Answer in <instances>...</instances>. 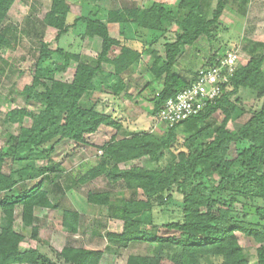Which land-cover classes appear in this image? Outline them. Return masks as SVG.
<instances>
[{"label":"trees","instance_id":"obj_1","mask_svg":"<svg viewBox=\"0 0 264 264\" xmlns=\"http://www.w3.org/2000/svg\"><path fill=\"white\" fill-rule=\"evenodd\" d=\"M14 1L0 0V58L2 51L12 46L10 29L1 26ZM212 1L177 0L174 5L155 1L142 9L124 5L109 12L111 22L134 23L156 31L166 30L169 25L179 29L174 41L164 43L165 56L153 52L148 69L153 80L147 86L163 81L161 89L154 92L153 115L167 99L194 82L196 71L188 78L178 73L175 65L185 42L193 44L202 36L217 37L227 0H217L212 18H208L206 6ZM69 11L66 0H52L43 23L58 29L60 37L71 27L66 22ZM94 16H82L73 25L83 21L84 38L100 43L96 63L84 62L70 50L59 49L54 55L41 40L32 82L22 90L25 104L7 112V121L17 124L19 132L0 146V164L11 159L9 171L0 166V208L5 220L0 232V264H51L37 248L21 249L25 236L15 229V219L19 212L35 235V208L61 207L60 200L50 198L52 189L58 188L55 181L64 171L53 159L56 143L66 139L86 145V136L102 125L125 131L120 122L96 110L95 105L85 104V100L103 76H123L137 64L143 54L150 52V44L143 50L122 46L119 53L113 54L120 42L110 34L108 23ZM242 45L251 52L248 62L236 70L230 88H224L199 114L168 127L164 136L151 132L113 136L99 148V163L79 178L86 183L102 175L109 182L122 181L129 191L117 203L108 191L89 192L87 196L89 203L106 207L109 218L123 222L121 232H108L107 237L121 243L142 240L154 244L150 254L130 255L127 264H207L209 257L217 258L218 264H264V52L248 40ZM220 55L210 56L202 66ZM74 63L71 79L63 78ZM104 64L114 68L112 74L103 73ZM241 88L254 91L261 103L237 129H230L228 124L235 115L248 112L239 110L234 101ZM217 112L223 114L220 123L212 121ZM180 127L190 133V138L185 140L186 149L173 152ZM52 141L55 145L46 152ZM145 158L157 166L147 168L134 163ZM163 158L165 164L161 166ZM38 161L44 163L37 165ZM25 179L34 184L14 193L16 185ZM174 190L183 196L182 220L166 223L164 228L170 232L166 235L157 229H144L153 225L154 206L172 200ZM80 221L78 210L63 209L62 223L72 232L79 230ZM241 237L251 240L252 252L243 247ZM59 254L69 264H100L104 252L65 244Z\"/></svg>","mask_w":264,"mask_h":264},{"label":"rangeland","instance_id":"obj_2","mask_svg":"<svg viewBox=\"0 0 264 264\" xmlns=\"http://www.w3.org/2000/svg\"><path fill=\"white\" fill-rule=\"evenodd\" d=\"M70 5L67 16V24L70 29L67 33L58 37V29L47 26L43 19L50 9L52 0H15L8 9L6 18L1 28L10 29V41L12 46L2 51L0 58V146H5L10 135H17L19 126L7 121V112L25 104L23 88L31 84L35 70L37 52H39L41 40L48 44L49 49L56 55L57 50L62 49L78 53L80 59L91 64L96 63V54L99 50L98 41L91 42L84 38L86 23L83 21L75 23L76 19L94 15L108 23L110 34L119 40L120 45L115 47L113 54L119 53L122 46L143 50L146 44H150V52L141 58L136 73L143 76L129 81L127 86L120 82L119 77L109 78L103 76L101 83H96V88L91 92L85 104L95 105L99 112L110 115L116 122L129 128L125 131H115L112 127L102 125L95 134L87 135L86 145L62 140L58 143L52 141L46 152L50 151L51 145H55L52 152L54 161H57L58 168L64 170L59 177L58 188L52 189L50 198L54 201L60 200L59 209H47L42 207L35 208L37 220L35 224L38 231L34 235L32 226L26 225L17 212L15 219V229L25 236L21 243V249L37 248L42 254L46 255L51 264H69L60 256L59 251L65 245L83 246L92 249H99L104 252L100 264H127L130 255L150 254L154 244L148 241H132L121 243L107 237L108 232H121L123 222L108 217V209L104 206L91 204L87 201L89 192H111L112 201L117 203L129 195L123 182H109L100 175L86 183L80 181V177L86 174L91 168L99 163L100 147L111 140L113 136H122L125 133L134 134L140 132H151L157 136H164L168 126L158 121L154 114L153 96L154 92L162 87V79L144 86L148 81L151 83L153 76L148 70L153 61V52L161 53L165 56L164 43L174 41L177 37V25H169L166 30L156 31L143 29L134 23L111 22L109 12L119 6L135 5L145 8L155 1H162L167 4H176L177 0H66ZM217 0H213L206 6L208 18H212ZM247 0H227V5L220 18V26L216 38L209 39L206 36L200 37L195 43L185 42L178 57L175 69L178 73L193 77L195 71L199 69L210 56L222 54L228 50L239 48L241 54V65L245 64L247 54L242 49V44L250 35L251 27L254 29L253 35L262 39L263 26L257 25V20L252 16V7ZM258 5V4H257ZM255 8L256 6L253 5ZM259 8V7H258ZM257 8V9H258ZM263 11V10H262ZM260 14V11L258 12ZM94 16V17H95ZM110 19V20H109ZM222 52V53H220ZM61 60V59H60ZM75 63L63 78L71 79L74 74ZM108 66V64H106ZM109 74V72L107 71ZM150 81H149V80ZM144 86V87H143ZM143 92V93H142ZM253 91L248 88H241V91L234 97L239 110L248 112L243 115H235L229 122L228 128L236 129L239 127L252 109L258 108L261 101L256 98ZM139 93L144 96L141 106L135 99ZM131 95V96H130ZM137 105V107H136ZM239 113V112H238ZM223 119L222 112L213 115L212 121L220 123ZM29 123L28 121L26 122ZM190 138V133L184 128L178 129L177 141L172 147L173 152L186 149L185 140ZM165 154L169 156V151ZM166 157V158H167ZM165 158L160 165L165 164ZM43 161H38L41 165ZM134 163L143 164L147 168L156 167V162L145 158L136 160ZM133 163V164H134ZM132 164V163H131ZM11 159L8 158L0 164L1 168L9 171ZM48 175H53L49 173ZM53 177V176H52ZM34 182L30 179L21 181L14 188V193L30 188ZM56 185V184H54ZM57 186V185H56ZM174 198L164 206H154L152 218L153 225H146L147 231H155L162 235L169 234L164 225L171 221H181L182 213V194L173 191ZM140 197H144L140 193ZM66 207L74 208L81 214L79 230L72 232L62 223L63 209ZM5 224L4 216L0 208V232ZM243 247L252 252V242L248 238L241 237ZM219 260L209 257L207 264H218ZM43 264V263H40Z\"/></svg>","mask_w":264,"mask_h":264},{"label":"built area","instance_id":"obj_3","mask_svg":"<svg viewBox=\"0 0 264 264\" xmlns=\"http://www.w3.org/2000/svg\"><path fill=\"white\" fill-rule=\"evenodd\" d=\"M241 66L239 49H231L217 56L211 64L201 66L194 82L167 99L155 118L168 127L199 114L209 102L218 98Z\"/></svg>","mask_w":264,"mask_h":264},{"label":"crops","instance_id":"obj_4","mask_svg":"<svg viewBox=\"0 0 264 264\" xmlns=\"http://www.w3.org/2000/svg\"><path fill=\"white\" fill-rule=\"evenodd\" d=\"M247 1H249L251 4H253L254 6H256L255 8L253 7V5H252V7H251V9H252V12H251V14H252V16L253 17H255V20H257V25L259 26V24L261 25V26H263V28H264V0H247ZM258 4V5H257ZM259 7V8H258ZM258 8V9H257ZM263 10V11H262ZM260 11V14L258 13ZM249 33H250V35H248V38L246 39V40H248V41H250L251 42V45L252 44H254V43H257V48H259V50H261V51H263L264 52V29H263V31L261 32L262 34H263V37H262V39L259 37L258 38V33H254V29L251 27V30H249ZM255 34H257L256 36H254V37H252L253 35H255ZM259 43H261V47L259 46ZM259 46V47H258ZM238 49H240V47L238 48ZM242 49H243V51L245 52V54H247V59H246V62L245 63H247L248 62V59L250 58V54H251V52H249V51H247L246 49H244L243 48V45H242ZM145 54H148V53H145ZM144 57V54L142 55V57L141 58H143ZM242 60V59H241ZM140 63L142 64V62H141V60L137 63V64H135V65H133L132 67H130L125 73H124V75L123 76H120L119 77V79H120V82L121 83H123V84H125L126 86H127V84H129V81L132 79V77H133V80H136V79H138V78H140L141 77V79H142V77L143 76H146L145 74H143L142 76L141 75H139V74H137L136 73V68L137 67H139V65H140ZM241 63H242V61H241ZM113 67L111 66V65H106V64H104L103 65V73L104 74H106L107 73V71L109 72V74H112V72H113ZM102 76H100V78H101ZM102 79H103V77H102ZM149 80V79H148ZM150 81V80H149ZM147 84H148V81L145 83V85L144 86H147ZM143 86V87H144ZM241 91V89L239 90V92ZM93 92V91H92ZM143 93V92H142ZM252 93H254V95L256 96V94H255V92L253 91ZM91 94V93H90ZM141 93H139V96H138V98H136L135 100L136 101H138V103H139V105L141 106V102H142V100H144V96H141L140 95ZM131 96V95H130ZM136 107H137V105H136ZM120 124H122V121H120ZM101 128V127H100ZM99 128V129H100ZM113 128V127H112ZM121 128H122V130H126V129H129V128H127V127H125L123 124H122V126H121ZM238 128V127H237ZM236 128V129H237ZM116 132H117V129H115V128H113ZM121 130V129H120ZM119 131V130H118ZM98 132V131H97ZM93 134H95V133H93ZM89 135H91V134H89Z\"/></svg>","mask_w":264,"mask_h":264},{"label":"clouds","instance_id":"obj_5","mask_svg":"<svg viewBox=\"0 0 264 264\" xmlns=\"http://www.w3.org/2000/svg\"><path fill=\"white\" fill-rule=\"evenodd\" d=\"M197 70H198V69H197ZM197 70H196V71H197Z\"/></svg>","mask_w":264,"mask_h":264}]
</instances>
